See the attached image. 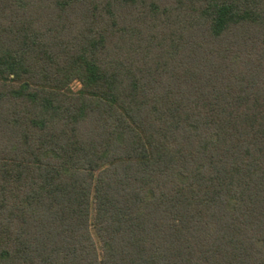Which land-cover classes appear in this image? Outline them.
Returning a JSON list of instances; mask_svg holds the SVG:
<instances>
[{
    "label": "trees",
    "instance_id": "1",
    "mask_svg": "<svg viewBox=\"0 0 264 264\" xmlns=\"http://www.w3.org/2000/svg\"><path fill=\"white\" fill-rule=\"evenodd\" d=\"M0 264H264V0H0Z\"/></svg>",
    "mask_w": 264,
    "mask_h": 264
}]
</instances>
